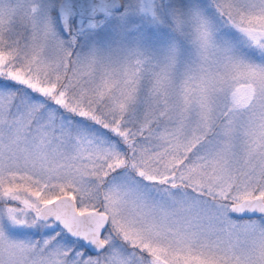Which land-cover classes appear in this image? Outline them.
Here are the masks:
<instances>
[{
  "label": "snow or ice",
  "instance_id": "1",
  "mask_svg": "<svg viewBox=\"0 0 264 264\" xmlns=\"http://www.w3.org/2000/svg\"><path fill=\"white\" fill-rule=\"evenodd\" d=\"M0 264H264V0H0Z\"/></svg>",
  "mask_w": 264,
  "mask_h": 264
}]
</instances>
